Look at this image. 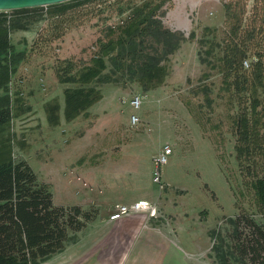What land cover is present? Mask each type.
Segmentation results:
<instances>
[{
	"label": "rangeland",
	"instance_id": "rangeland-1",
	"mask_svg": "<svg viewBox=\"0 0 264 264\" xmlns=\"http://www.w3.org/2000/svg\"><path fill=\"white\" fill-rule=\"evenodd\" d=\"M259 2L264 0H67L0 11L6 18L7 39L23 56L7 89L0 90V104H8L11 110L10 121L0 127V162L28 161L50 187L56 204L78 205L92 215L55 254L81 249L87 240L90 245L96 241L93 248L97 247L109 235L117 240L119 250H124V241L127 252L135 241L145 252L146 248L161 250L166 235L164 241L182 246L176 264H260L257 254L246 252L248 236H253L251 226L237 218L263 221L264 145H249L248 151L240 145L237 151L229 115L239 111V106L227 105L229 91L222 84L223 78L231 80L232 76L224 77L213 67L219 47L217 54L209 56L210 63H204L199 54L201 49H212L210 42L222 41L230 31L231 10L235 15L244 11L248 19L262 17L264 12L255 7L261 6ZM149 11L156 12L165 28L185 37L160 63L165 69L163 83L152 89L134 80L105 83L98 102L67 120L64 90L75 83H63L59 73L73 74L95 59L98 41L108 39L111 24ZM136 40L140 55L166 48L144 32ZM209 89L211 93L206 94ZM135 93L145 96L136 125L130 120L129 104ZM55 101L60 104L58 125L49 121ZM263 120L256 124L262 139ZM165 145L172 147V153L161 166L157 182L153 157ZM136 203L143 208L133 210L127 220L132 225L138 221L139 226L127 231L126 226L108 228V223L120 220L110 219L118 212L114 210L117 205ZM174 207L201 208V217L211 216L210 231L199 227L210 243L206 250L194 254L186 233L178 232L180 226L169 214L175 212ZM130 232L142 233V237L131 238ZM85 245L90 252L92 246ZM119 255L115 254V264H125ZM202 259L205 262L198 261Z\"/></svg>",
	"mask_w": 264,
	"mask_h": 264
},
{
	"label": "trees",
	"instance_id": "trees-1",
	"mask_svg": "<svg viewBox=\"0 0 264 264\" xmlns=\"http://www.w3.org/2000/svg\"><path fill=\"white\" fill-rule=\"evenodd\" d=\"M259 3L261 6L257 4L255 7L264 12V3ZM24 9L27 8L16 10ZM2 13L0 90L5 91L23 56L7 39L6 18ZM137 15L132 13L123 23L108 27V39H99V55L92 58L90 63L76 68L73 74L59 73L63 83H75L64 90L67 120H73L98 102L103 97L102 85L105 83L134 80L145 89L163 83L165 69L160 63L167 58L165 55L169 56L181 46L185 37L180 32L165 28L156 12ZM131 16L135 20L130 22ZM231 17L234 21L222 41L210 42L212 49H201L199 54L204 63H210L209 56L217 54L215 50L219 47L220 54L215 58L213 67L219 68L224 77L227 74L232 76L231 80L223 78L222 84L223 90L229 91L227 105L239 106V111L231 113L229 118L237 137V151L240 152V145H246L247 151L249 145H264V137L262 139L263 135L256 127L260 118L264 117V106L261 107L264 103V15L248 19L244 11L235 15L231 10ZM140 32L152 36L166 48L162 51L157 49L153 54L140 55L136 40ZM200 43L202 46L206 44L204 39ZM246 60L249 62L248 67L245 65ZM159 75L160 79L155 80ZM210 93L209 89L206 94ZM59 107V102L55 101L49 117L54 125L59 124ZM10 119V107L0 104V127ZM247 166H251V163L247 162ZM262 195L260 193V197ZM90 219L92 215L78 205L56 204L50 187L39 178L28 161L8 159L0 162V264L39 263L62 251L70 233L82 229ZM237 219H245L251 226L253 236H248L246 252L253 251L260 257L259 263L264 264V214L262 223L241 215Z\"/></svg>",
	"mask_w": 264,
	"mask_h": 264
},
{
	"label": "crops",
	"instance_id": "crops-1",
	"mask_svg": "<svg viewBox=\"0 0 264 264\" xmlns=\"http://www.w3.org/2000/svg\"><path fill=\"white\" fill-rule=\"evenodd\" d=\"M179 208L180 207L178 208L174 207L175 212L174 213L169 212V214L173 218V221L176 220L178 225L180 226L178 232L183 231L184 233H186L188 244L194 248L193 249V251L195 252L194 254L198 253L196 252L197 250L201 252L206 250L210 243L206 242L205 232H201L199 227H204V230L210 231L212 228V225L210 223L211 216L207 215L201 217L200 216V212L202 211L201 208L197 209V211H195L193 208L191 211H188V209L190 210V208H185V207L181 209ZM176 209L178 211H176ZM176 212H178L179 216L175 215ZM172 214H174V216ZM128 216H125L120 220L113 221V223L112 222L108 223V228L112 229L118 226H126V231H127L129 227L131 229H134L135 227L140 225L138 221H136L137 224L134 225L130 224V221H128L130 216L129 217ZM172 229L173 227L171 228V230ZM173 231L178 234L177 229L175 227ZM128 234L129 236H131V238H135V239H137L138 237L140 238L142 237V233H140L139 235V232H135V233L130 232ZM165 237L166 235L162 237L163 248L161 250L154 248L151 251H149L147 250L146 246H143L146 248V252H145L141 248L142 247L141 243L135 244L136 243L135 241L133 248L131 246V248L127 252L125 248L126 241H124V245H123L124 250H119L118 249L119 244L117 243V240L115 238L112 239L111 236L109 235L108 238H103L99 240L97 247L94 248L93 246L96 241H94L91 245L87 242L88 240L84 242L83 244L84 245L86 244L85 246L87 245L92 246L90 252L88 251V249L87 251H85L87 247L84 248L83 245V248L80 249L79 247H77L75 248V251L68 250L66 253L61 255L55 254L53 255L52 258L49 259L48 262H44L43 264H104V263L115 264L116 253L120 254L119 261L120 262L124 261L125 264H133V263L135 264L136 261L137 263L139 261H142L144 264H176L179 262V259L181 258L179 253L183 254L182 246H180V244L178 243L175 242L173 243V241L172 242L166 240L164 241ZM120 251H123V253ZM126 253H131V256L127 258ZM198 261L205 262V259L204 261L203 259ZM191 264H196V261H192Z\"/></svg>",
	"mask_w": 264,
	"mask_h": 264
},
{
	"label": "built area",
	"instance_id": "built-area-1",
	"mask_svg": "<svg viewBox=\"0 0 264 264\" xmlns=\"http://www.w3.org/2000/svg\"><path fill=\"white\" fill-rule=\"evenodd\" d=\"M245 65L248 67L249 62L246 60ZM145 96L140 93L133 94L129 99V104L132 107L130 120L131 122L136 125L139 124L141 121V117L138 114V110L140 109L142 103L144 102ZM172 153V147L170 145H165L163 150L158 153L156 156L153 157V162L155 164V171H154V180L161 181V166L168 161L169 155ZM143 208L141 203H136V205H126V204H119L117 205L118 212L113 213L110 216V219L117 220L121 219L122 217L129 215L132 213L133 210H139Z\"/></svg>",
	"mask_w": 264,
	"mask_h": 264
},
{
	"label": "water",
	"instance_id": "water-1",
	"mask_svg": "<svg viewBox=\"0 0 264 264\" xmlns=\"http://www.w3.org/2000/svg\"><path fill=\"white\" fill-rule=\"evenodd\" d=\"M67 0H0V11L56 4Z\"/></svg>",
	"mask_w": 264,
	"mask_h": 264
}]
</instances>
